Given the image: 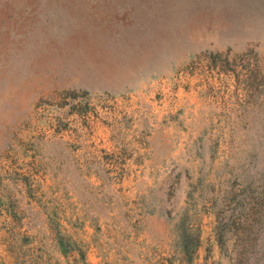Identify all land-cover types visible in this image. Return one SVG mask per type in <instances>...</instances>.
<instances>
[{"label":"rangeland","instance_id":"374dc122","mask_svg":"<svg viewBox=\"0 0 264 264\" xmlns=\"http://www.w3.org/2000/svg\"><path fill=\"white\" fill-rule=\"evenodd\" d=\"M132 203L170 264H264V0H0V264L43 222L116 264Z\"/></svg>","mask_w":264,"mask_h":264},{"label":"crops","instance_id":"0c3cea01","mask_svg":"<svg viewBox=\"0 0 264 264\" xmlns=\"http://www.w3.org/2000/svg\"><path fill=\"white\" fill-rule=\"evenodd\" d=\"M137 97L139 99L141 98L142 101L149 99V96L143 92H140ZM132 98L135 99L136 97L132 95ZM134 166L136 167L138 164H135ZM139 174L140 170L132 172L129 177L138 178ZM127 208L131 214L130 216H127L126 223H124V221L121 222L123 229L120 233V237L123 238V245L121 246L119 255H115V258L117 259L116 264H155L159 259L163 260L162 264H170L167 259H164L163 257L170 254L169 248L166 247V249H164V247H160L161 239L164 241L168 239L167 224L163 215L157 211H144L136 203L128 205ZM100 221L101 219L99 222ZM61 224L68 227L67 231H69V233L63 231L65 238L62 237V241L61 238L56 237V234L53 235V233L50 232L47 222H43V224L39 225V227L43 229V232L40 231L38 233V225L33 227L31 232L28 231L31 235H29V240L26 242H22L24 238H21L20 236L14 238L9 237L7 245L11 249L8 252L7 263L66 264L64 261L67 259L77 260L79 256L78 249L81 243L79 231L71 222ZM62 225L61 227L63 230ZM108 225L111 228L116 227L112 222H101V228H106ZM89 228L92 231L91 226ZM91 231H88L89 233L86 235V243L88 247L85 245L83 249L87 259L89 257H94L97 261L105 258L112 259L114 256L112 255L113 249L107 250L104 247L101 248L98 245V243H100L99 238L97 241L93 237L95 235L91 233ZM33 232L35 234L32 236ZM112 233V237L110 238L114 239L115 234L114 232ZM61 244L64 245V249ZM71 264L74 263L71 262Z\"/></svg>","mask_w":264,"mask_h":264}]
</instances>
